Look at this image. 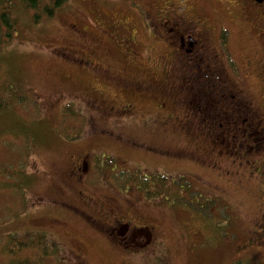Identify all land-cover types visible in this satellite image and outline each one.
Masks as SVG:
<instances>
[{
	"label": "flooded vegetation",
	"instance_id": "flooded-vegetation-1",
	"mask_svg": "<svg viewBox=\"0 0 264 264\" xmlns=\"http://www.w3.org/2000/svg\"><path fill=\"white\" fill-rule=\"evenodd\" d=\"M216 2L226 12L214 0H86L92 11L76 10L53 53L93 128L97 120L118 128L116 151L103 157L118 173L140 172L149 185L142 195L175 190L222 200L227 211L232 186L246 187L256 215L245 245L264 246V0ZM82 140L70 145L67 166L79 200L51 201L98 228L127 261L161 228L136 210L139 194L109 204L112 190L91 177L101 157L90 159Z\"/></svg>",
	"mask_w": 264,
	"mask_h": 264
},
{
	"label": "rangeland",
	"instance_id": "rangeland-1",
	"mask_svg": "<svg viewBox=\"0 0 264 264\" xmlns=\"http://www.w3.org/2000/svg\"><path fill=\"white\" fill-rule=\"evenodd\" d=\"M214 1L226 12L228 7ZM14 2L16 31L9 42L0 44V103L4 105L0 110V264H75V255L88 264H114L120 258L118 254L112 256L114 251L99 239L101 237L86 229L77 219L66 216L56 204L43 200L50 196V192L62 200H79L74 188L67 184L66 164L71 152L64 144L75 133L66 130L68 123L61 120V116L59 118L58 109L46 111L49 100L46 93L64 89L65 72L60 70L66 62L53 53V48L57 40L65 41L66 22L76 15V10L88 15L92 7L85 3L86 0H68L53 17H43L37 23L33 9L22 7L17 0ZM236 41L237 45L233 44L232 49L236 47L234 54L238 55L242 40L236 36ZM49 55L58 58L60 63H55ZM205 71L211 80L213 71L207 67ZM224 129L225 126L219 132ZM262 133L261 130L260 135ZM214 134H217L216 130ZM90 142L94 147L99 143L98 148L102 151H116L102 137L94 136ZM96 154L94 148L92 157ZM101 162L104 168L109 167V163ZM56 168L60 169L58 172L65 169L59 180L55 176ZM119 170L115 162L109 169L114 174ZM100 182L121 187L127 194H141L142 190L140 178L117 182L113 178ZM57 186L60 188L53 191ZM109 191L105 190V193ZM233 191L227 213L221 210L220 216H208L209 212L206 217L198 216L205 218L202 219L205 220L203 227L172 212L174 208H165L172 205L173 200L158 199L151 208L143 205L140 198L136 210L147 215L149 221L157 218L158 223H165L164 246L159 247L153 242L144 252L154 258L161 256L164 264H229L231 261L233 264L238 259L243 264L264 263V246L247 244L238 253L234 252V246L246 242V234L247 237L250 234V231L246 232L247 221L252 222L256 214L253 213L255 205L247 193ZM111 194L118 196L115 193L108 195ZM126 196L123 194V198ZM140 203L142 206L138 208ZM218 207L222 209L221 205ZM157 208L165 209L163 212ZM159 212L163 213L161 217ZM188 216L193 218L191 214ZM18 246L23 247L20 253L19 249L16 250ZM137 261L157 264L151 263L148 257L145 261L129 258L127 262L136 264Z\"/></svg>",
	"mask_w": 264,
	"mask_h": 264
},
{
	"label": "trees",
	"instance_id": "trees-1",
	"mask_svg": "<svg viewBox=\"0 0 264 264\" xmlns=\"http://www.w3.org/2000/svg\"><path fill=\"white\" fill-rule=\"evenodd\" d=\"M16 0H0V21L2 25H4L7 29V32L0 38V44L6 40H11L13 36V32H15L16 28V19L13 18V12L16 7V3L14 2ZM19 4L24 8L33 9L36 13L34 16V21H39L43 16L44 17H53L58 9H60L61 6H63L68 0H17ZM13 15V16H12ZM1 39H3L1 41ZM8 41V42H9ZM60 70V69H59ZM64 72L63 70H60ZM60 92L59 90H55L52 92L54 93ZM4 106V105H3ZM0 103V109L3 107ZM75 113L74 110L69 112V115H73ZM114 132H118V128L113 127ZM142 134L139 133L137 137H141ZM57 188V187H56ZM53 189V191L56 190ZM170 200H173V205H177L179 202L177 201L176 195H172L169 198ZM176 201V202H175ZM42 236L41 238H43ZM30 246V245H29ZM32 246V245H31ZM250 263V262H249ZM236 264H243V263H236ZM248 264V263H245Z\"/></svg>",
	"mask_w": 264,
	"mask_h": 264
}]
</instances>
